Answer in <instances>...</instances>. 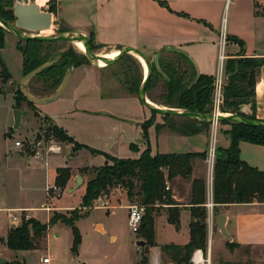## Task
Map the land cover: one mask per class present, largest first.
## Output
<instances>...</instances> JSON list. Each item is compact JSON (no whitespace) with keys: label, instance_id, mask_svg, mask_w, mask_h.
Segmentation results:
<instances>
[{"label":"rangeland","instance_id":"374dc122","mask_svg":"<svg viewBox=\"0 0 264 264\" xmlns=\"http://www.w3.org/2000/svg\"><path fill=\"white\" fill-rule=\"evenodd\" d=\"M16 1L0 0V11H8L9 9L13 11V19L9 20L10 23H15L16 20L14 15ZM18 1L36 2V0ZM51 5L56 7V4L50 2V0L40 6L43 10L51 12ZM51 13V26L49 29L41 31L40 33L42 35H56L60 30L69 28L70 30L65 32L74 31L65 22L59 21V19L54 17L53 12ZM116 31L111 40L121 42L123 40H129L131 43L133 39L131 36L132 33L128 34L126 27H120ZM7 36H9V41L7 43L6 40V45L1 51V57L6 64V72L8 71L9 78H6L3 74L0 62V235L5 237L4 242L0 241V255L8 259V264H43L41 258L48 254H52L54 258L64 264H137L140 260V248L136 245V241L138 239L146 240L141 233H134L128 227V206L133 203H139L136 200L137 198L134 200L129 198L125 188L120 186L112 188L110 204L118 205L122 203L126 207H117L109 215H107L106 209H99L102 207L101 199H105L104 194L101 195V199L100 197L95 199L88 207L81 206V202L84 192L83 188L86 189L87 182L94 177L98 168L106 162H109L106 160L104 153L121 158L128 156V152L129 155L133 154V156H136V153L141 154L140 145L137 147H134V145L129 146L126 142L136 137L137 133L143 130V122L140 119L143 117L144 110L146 113H149L148 110L140 99H133L129 96H121V100L117 99V102H111L116 111L114 114L117 112L118 114L119 112H128L129 115L122 118L118 114L116 115L117 117L108 118L102 114L94 115L87 112H61V108L59 107L63 98L53 104L48 103L50 105L49 107L40 104L30 105L27 100L16 101V91L21 85L20 81L24 76V57L21 49L31 44H28L26 42L27 40L10 34L8 31L5 35L6 39ZM70 48H73L78 54H82L76 48L75 44L69 41H56L51 46V51L54 55H60ZM139 48L149 56L152 66L156 67V63L157 66L159 65L158 57L155 58L157 51L148 50L143 47ZM91 49L97 54H105L114 50L113 48L101 47L92 40ZM81 51L84 52L82 45ZM87 58L92 71L102 73L103 82L108 79L115 87L109 90V92L111 91L114 92L113 94L120 95L122 92V89H119L120 86L132 87L134 95L138 97V92L144 77L143 70L145 69V65L139 58L137 59L132 53L124 54L113 64L106 65V67L108 66L106 71L102 70L101 66L97 65V62L92 61L88 56ZM98 61L101 63L104 60L99 58ZM11 69L14 71V74ZM16 72L19 73L17 74ZM89 77H92V75ZM157 84V87L152 90V93L158 99V103L150 100L160 107H169L164 104L163 98L161 100L159 97L163 93L162 79H159ZM25 87L30 92L40 93V91L44 90L43 81L31 80ZM58 88L46 94L43 91L42 94L45 95H38V97L50 96ZM98 103L101 104L100 102ZM45 107L46 109L52 108L51 111L54 113H51V115H54L53 117L44 112ZM97 107L101 108L100 105H97ZM16 108L29 110V114L22 116L21 123L18 129L15 130L13 129V125L15 121L14 109ZM151 113L152 122L155 123L157 120H162L164 121L163 123L159 122L157 124L170 123V120H165L163 115ZM60 121L67 124V126L61 125L59 123ZM175 121L180 122L178 119ZM50 122H53L52 126H49ZM53 126H57L60 129L58 130L59 132L56 130L48 131ZM46 128L47 130H45ZM39 131L42 133V141L36 146L34 142L36 134ZM217 131L219 137V133L221 135L222 132L220 130ZM209 133L210 130L208 129ZM159 136L158 138L156 135L153 136L154 140L153 138L152 140L154 143L159 141ZM78 140L94 146L97 149L91 146H80V144H85ZM17 141H21L23 146L17 147ZM69 151L74 153L73 156H70ZM102 151L104 153H101ZM115 152H120L122 155L115 154ZM79 153L83 154L79 155ZM219 154L220 148H217L216 156ZM45 158L55 160V162H51L50 169L60 164L69 167L71 170V178L69 180H74L77 174H82L84 182L79 189L73 193H67L66 189L55 185V179L50 183L52 179L48 175L46 176ZM61 158L64 159V164L61 163ZM74 165H80L82 167L75 169ZM214 165L210 163L207 153L205 167L208 192H211L213 189ZM53 174L56 176L57 169L56 173L54 172ZM48 184H51V186H48ZM170 186L171 184H168V188H171ZM68 187L69 181L67 183ZM174 200L177 201L175 198ZM14 206H24L30 209H7ZM61 206L69 209L61 208ZM204 206L208 210L206 204ZM218 207L221 206H214V217L210 222L213 228L211 236L212 243L211 246L208 244L207 247V253H210L212 263L264 264V244H258V246L237 244L235 240L229 241L222 235L216 223L217 216L222 212L221 208ZM54 213L58 221L53 225H49L50 218ZM77 214L80 217L75 221V224L79 227L83 235V244L82 246L80 245L78 253H73L71 250L73 242L72 229L66 224L64 218L72 219ZM13 215H16L18 220L11 225ZM107 216L109 217L108 219H106ZM166 216V207H162L159 214L156 215L157 218H155V242L153 245H149L147 242V246L142 253L144 256H149L150 249L153 246L158 245L162 247L165 244L187 241L189 225L185 213H182L181 225L178 228L169 223ZM28 218H33L42 224H47L48 228L45 235L35 240L36 247L34 249L19 251L9 248L7 238L10 229L20 225L23 219ZM98 218L105 224L108 232L105 233L104 226L100 222L97 223L95 229V221ZM111 224H115L116 233L121 234L118 240H116V237L112 236L111 238L110 236ZM162 257L165 262L169 261L168 256L163 250Z\"/></svg>","mask_w":264,"mask_h":264},{"label":"crops","instance_id":"0c3cea01","mask_svg":"<svg viewBox=\"0 0 264 264\" xmlns=\"http://www.w3.org/2000/svg\"><path fill=\"white\" fill-rule=\"evenodd\" d=\"M162 1L167 3V6L160 4L159 0H54L57 13H53V16L59 19V21L65 22L72 30L79 31L93 38V42H96L101 47L116 50L126 46H132L137 48L143 47L152 51L172 47L182 49L191 55L199 73L212 75L216 78L219 71H222L225 81L228 79V75L225 73V62L228 59L240 57L264 59V0ZM120 27H126V32L128 34L132 33L131 36L133 39L131 43L129 40H123L122 42L111 40L117 32L116 30ZM9 33L13 34L11 32ZM221 33L226 34V41L222 45ZM6 40L8 43L9 36H7ZM113 51L109 53H113ZM81 52L84 53L83 51ZM220 55L224 56L223 61H221ZM8 67L11 68L10 65ZM101 69L106 71L108 66H103ZM11 71L14 74L12 69ZM143 71L145 76L146 69ZM19 72L16 73L18 74ZM88 75H92V77ZM113 87L108 79L103 82L102 73L92 71L89 63H83L74 67L65 91L56 101L63 98L59 108L64 113H73L75 111L78 113L87 112L94 115L102 114L108 118L117 117L118 112L114 114L116 111L111 102H117V99L121 100V96H129L138 100L139 97L135 96L128 87L124 86L119 87V89H122L121 93L118 92L120 95L113 94L114 92H109V90L115 88ZM254 90L255 103L244 104L241 108L243 112L242 116L246 117L247 113L250 112L253 113V116L257 120L264 121V63L257 69ZM54 102L49 104H53ZM49 104H45V106L49 107ZM97 105H100L101 108L97 107ZM144 106L149 113H146L144 110L143 117L140 119L143 123L152 116V111L145 104ZM46 107L44 112L53 117L54 115H51V113H54L51 111L52 108L46 109ZM118 115L122 118L129 114L128 112H119ZM159 122L163 123L164 121L157 120L149 128L148 138L152 154H156L157 152L186 153L208 150L211 141V133L208 134V129H204L200 133L193 135L179 134L171 131L167 127L157 132L156 124ZM229 122L222 121L218 125L217 130H220L222 133L221 135L219 133V137L218 131L216 133L217 148L227 149L231 144L229 133L231 124ZM59 123L65 127L67 126V124L61 121ZM154 135L157 138L160 135L159 141L155 143L153 142ZM79 142L91 146L83 141ZM126 144L129 146L134 145V147L140 145L141 151L143 152L147 147L143 139V130L138 132L136 137L127 141ZM91 147L96 148L94 146ZM85 150L87 151V149ZM69 153L72 156V152L69 151ZM81 154L83 153H79V155ZM115 154L122 155L120 152H115ZM127 155L123 158L140 157L137 153L136 156H133V154L129 155V152ZM240 157L249 165L259 170H264L263 144L242 141L240 143ZM45 159L46 176L48 175L52 179L50 182L52 183L56 177L53 173H56V169L62 165H56L50 169L51 162H55V160L50 158ZM61 161V163H65L63 158H61ZM74 167L78 169L82 166L74 165ZM195 178L206 179L205 159L196 158L194 160L191 179L177 176L168 182V184H171L170 189L172 190L173 197L181 206L180 221L182 219V213H185L188 225H190L191 221L190 200L192 184ZM74 184L75 178L74 180H69V187L66 189L67 193H73L79 189L77 188L72 192H68V189L73 187ZM48 186H51V184H48ZM83 190L84 194L85 188ZM206 192V206L208 207L207 224L209 227L211 219L213 220L214 217L215 203L213 189L211 192H208V181H206ZM111 194L112 191L109 194H104L105 199H101L102 196H100L102 207L100 206L101 208L99 209H106L107 215L117 207H126L122 203L111 205ZM210 201L213 202L212 207L208 206ZM218 206H221L218 207L221 208V213H226L227 215V230L235 242L249 246L264 244V202L229 203ZM62 207L66 208L64 206ZM7 209L26 210L30 208L14 206ZM167 217L168 215L166 219ZM108 218L107 216L106 219ZM98 222L103 224L105 233L108 232L100 218L95 221V229ZM13 224L14 221L11 222V225ZM109 233L111 238L114 236L116 240L121 235L116 233L115 224H111V232ZM189 240L190 226L187 241L177 244H186ZM209 240L212 243V239L209 238ZM82 244L83 242L81 246Z\"/></svg>","mask_w":264,"mask_h":264},{"label":"trees","instance_id":"16d2710c","mask_svg":"<svg viewBox=\"0 0 264 264\" xmlns=\"http://www.w3.org/2000/svg\"><path fill=\"white\" fill-rule=\"evenodd\" d=\"M50 2H54V0H50ZM159 2L167 6L164 1L159 0ZM50 11L56 14L57 8L51 5ZM0 18L9 22L10 19H13V11L11 9L0 11ZM68 30L70 28L60 30L58 33ZM7 31L0 24V62L3 74L6 78H9L10 75L8 71L6 72V64L1 57V50L6 43L5 35ZM91 40L93 41V38ZM26 42L31 45L21 49L24 57V75L45 62L57 59L56 63L33 79V81H43L44 86V90L40 93L31 92L36 96L45 95L58 88L70 67L88 63L87 56L78 54L73 48L60 55H54L51 46L56 41L27 40ZM158 62L161 70L156 63L147 84L146 92L149 99L158 103V99L153 95L152 90L157 87L159 79H162L163 93L159 97L161 100L163 98L165 105L202 114L211 112L214 76L199 73L191 55L179 48H167L158 55ZM263 63L264 59L249 57L228 59L225 62V73L228 75V79L223 89L224 100L221 105L223 112L243 115L242 106L255 103L254 86L257 69ZM131 88H129L130 91L134 93L133 88ZM43 91L45 94H42ZM21 100H27L30 105L34 104L24 96L20 85L16 91V101ZM152 112L157 114L154 111ZM163 117L165 120H170V123L156 124L157 132L165 127L183 135L197 134L204 129L210 130V122L208 121L172 114H165ZM176 119L180 122H176ZM253 119H256L255 116H253ZM223 122L229 121L225 120ZM229 123L231 124L229 130L231 144L227 149L220 148V154L216 156L214 165L213 199L215 206L253 201L264 202V170L249 165L240 157V143L242 141L264 145V127L235 121ZM153 124L151 118L142 124L143 139L147 147L140 157L121 158L101 152L105 154L106 160L109 162L98 168L94 177L87 182L81 202V206L88 207L102 194H109L112 188L118 186L125 188L129 198L133 200L137 198L136 200L146 207L143 224L138 233L145 237L149 245H153L155 242V218L162 207L167 208L169 223L177 228L181 224V206L179 202L174 200L172 191L168 188V182L177 176L191 179L194 160L196 158H207L206 151L157 152L152 154L148 136L149 127ZM50 130L58 131L60 129L53 126L48 129V131ZM60 133L62 132L60 131ZM80 146L88 147V145L81 144ZM70 178L71 170L69 167H58L55 185L67 189ZM190 204V240L186 244L170 243L161 247L168 256V260L176 264H192L191 257L196 249L201 248L207 251L208 224L207 210L204 206L206 204L205 178H195L193 180ZM79 217L80 215L77 214L72 219L64 218L66 224L72 229L73 242L71 250L73 253H78L82 243V233L75 224ZM57 221L58 218L54 213L50 218L49 225H53ZM47 228V224H42L36 219H23L20 225L10 229L7 245L9 248L19 251L34 249L36 247L35 240L44 236ZM148 263V256L142 254L137 264Z\"/></svg>","mask_w":264,"mask_h":264},{"label":"water","instance_id":"95a60500","mask_svg":"<svg viewBox=\"0 0 264 264\" xmlns=\"http://www.w3.org/2000/svg\"><path fill=\"white\" fill-rule=\"evenodd\" d=\"M14 15L16 18L15 23H10L0 18V24L3 25L9 32L15 34L17 37L23 40H40V41H48V42H51V41L74 42V41L79 40L84 43L85 48H86V54L92 61L98 62L99 58H103L106 62V65L113 64L118 59H120L124 54L137 53L141 55L146 61V64L148 67V73L143 79V82H142V85L140 87L139 94H138V97L142 101L143 104H145L151 111H154L157 114H161V115L172 114V115H177V116L194 118L200 121H208L210 123L214 120V116L211 114H202V113L183 110V109L175 108V107H160L156 105L155 103H153L147 96V92H146L148 80L152 73L153 66H152L149 56L142 49L137 48V47H132V46H126V47L119 49V54L116 57L107 58V57H100L101 56L100 54L95 53L91 49V38L80 32L72 31V32H61L56 35H42L40 32L49 29L51 26L52 13L49 11L43 10L41 6L38 5V3L35 1L22 2V1L17 0L14 5ZM166 49L167 48H162L161 50L157 51V53L155 54V58H157L158 55ZM56 62H57V59L45 62L42 65L33 69L32 71L28 72L22 77L20 81L21 91L29 101L33 102L34 104L45 105V104L56 101L63 94V92L65 91L69 83L72 71L75 66L70 67L66 71L59 88L57 89L55 93H53L50 96L38 97L34 95L33 93H31L27 89V87H25V85H27L37 75L42 73L45 69L49 68ZM158 68L160 69L159 66ZM14 114H15L14 115L15 121H14L13 129L16 130L18 129L21 123L22 116L28 115L29 111L16 108L14 109ZM217 120L218 122H222L226 120V121H233V122L234 121L242 122V123H246L252 126L264 127V121L253 119V113H250V112L247 113L246 117L240 114H235V113H224L222 115H218ZM52 124L53 122H50L49 126H52ZM45 130H47V128ZM41 141H42V133L39 131L36 134L34 145L36 146L39 145ZM72 156H73V153H72ZM83 181L84 179H83L82 174H77L75 177V184L73 187L68 189V192H72L73 190L79 188L82 185ZM216 223L222 235L227 240L233 241L231 234L227 230L226 213H220L217 216ZM4 240H5V237L0 235V241L4 242ZM136 245L140 248V257H142V253L145 247L147 246V241L143 239H138L136 241ZM7 263H8V259L0 255V264H7Z\"/></svg>","mask_w":264,"mask_h":264},{"label":"built area","instance_id":"2783aa9c","mask_svg":"<svg viewBox=\"0 0 264 264\" xmlns=\"http://www.w3.org/2000/svg\"><path fill=\"white\" fill-rule=\"evenodd\" d=\"M49 1V0H47ZM226 41V34L221 33V45L222 43ZM221 61L224 60V56L220 55ZM225 85V79L222 71H219L217 74L215 80H214V93H213V108L211 115L214 116V120L210 123V133H211V141L208 148V155H209V161L212 165L215 163V157H216V133L218 129V125L220 122H218L217 117L218 115H222L225 112L221 111V104L223 102V89ZM17 147L23 146V143L21 141L16 142ZM55 188H57L55 186ZM209 207L213 206V202L210 201L208 203ZM129 207V214H128V227L129 229L134 232L138 233L140 230L142 224H143V218L146 213V207L144 205H141L139 203H133L128 206ZM11 215V214H10ZM13 221H17L18 217L16 215L12 216ZM212 233V226L209 224L208 227V234L211 236ZM208 235V236H209ZM209 236V238H211ZM208 244L211 246V240H208ZM149 264H176L173 261H167L165 262L162 257V248L158 245L153 246L152 249H150L149 253ZM41 262L43 264H64L63 262L57 260L54 258L51 254H48L46 256H43L41 258ZM192 264H213L212 259L210 256V253H207L204 249H196L191 257Z\"/></svg>","mask_w":264,"mask_h":264},{"label":"bare ground","instance_id":"6f19581e","mask_svg":"<svg viewBox=\"0 0 264 264\" xmlns=\"http://www.w3.org/2000/svg\"><path fill=\"white\" fill-rule=\"evenodd\" d=\"M46 1L47 0H36V2L38 3V5H44L45 3H46ZM32 34H34V33H32ZM74 44H75V46H76V48L81 52V49H80V47H81V45L83 46V48H84V53H82V54H85V55H87L86 54V48H85V45H84V43L82 42V41H79V40H77V41H74L73 42ZM113 51V50H112ZM119 54V49H116V50H114L113 51V53H105V54H103V53H101L100 55V57H107V58H114V57H116L117 55ZM133 56H135L137 59L139 58L142 62H143V64L145 65V69H146V72H145V76L147 75V73H148V67H147V64H146V61L144 60V58L141 56V55H139V54H137V53H133ZM103 59V58H102ZM99 60V59H98ZM104 60V59H103ZM97 65L98 66H106V62H105V60H104V62L103 63H99V61L97 62ZM144 76V77H145Z\"/></svg>","mask_w":264,"mask_h":264},{"label":"flooded vegetation","instance_id":"af4514ba","mask_svg":"<svg viewBox=\"0 0 264 264\" xmlns=\"http://www.w3.org/2000/svg\"><path fill=\"white\" fill-rule=\"evenodd\" d=\"M83 47V46H82ZM80 49H81V47H80ZM84 49V48H83Z\"/></svg>","mask_w":264,"mask_h":264}]
</instances>
